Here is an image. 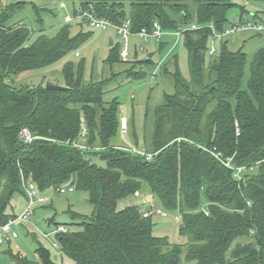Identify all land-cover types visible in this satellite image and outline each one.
Returning <instances> with one entry per match:
<instances>
[{
	"label": "trees",
	"instance_id": "16d2710c",
	"mask_svg": "<svg viewBox=\"0 0 264 264\" xmlns=\"http://www.w3.org/2000/svg\"><path fill=\"white\" fill-rule=\"evenodd\" d=\"M25 1L17 0L2 18ZM77 2L74 17L92 6L97 18L112 25L129 20L132 34L150 30L153 23L162 31L180 33L189 79L182 77L175 55L163 64V78L173 90L151 111L152 127L144 140H149L146 154L152 156L146 160L115 144L119 103L103 99L113 77L85 85L82 66L74 72L66 64L64 90L5 82L7 76L60 61L87 34L72 37L68 23L54 37L40 35L26 45L30 31L24 24L4 27L0 21V227L15 218L6 209L16 195L27 199L28 183L38 193L72 188L86 192L93 207L90 216L72 214L78 230L64 226L66 232L56 234V248L73 264H180L182 255L196 264H264V49L254 54L246 89H241L246 63L242 49L230 51L220 39L219 52L208 54L213 31L224 30L227 12L237 5L232 0ZM112 45L107 65L129 66L119 73L125 80L148 76L151 58L123 62L119 45ZM22 128L35 138L31 143L20 139ZM227 159L232 167L243 168L239 179L224 165ZM143 182L166 210L178 211L179 234L188 239L186 245L154 237L151 216L144 217L139 207L117 209L118 202L135 195ZM242 238L249 241L232 248ZM35 252L38 261L19 254L10 257L16 264H54L42 245Z\"/></svg>",
	"mask_w": 264,
	"mask_h": 264
},
{
	"label": "rangeland",
	"instance_id": "374dc122",
	"mask_svg": "<svg viewBox=\"0 0 264 264\" xmlns=\"http://www.w3.org/2000/svg\"><path fill=\"white\" fill-rule=\"evenodd\" d=\"M16 2L17 0H0V21H3L4 27L24 24L30 31L26 45L33 43L40 35L48 38L54 37L60 27L66 24L64 17L71 15L74 8L79 11L77 0H27L21 7L10 12L6 19L2 18L3 13ZM232 2L237 6L227 12V23L224 30L229 29L233 32L225 36L223 42H226L228 50L235 52L242 49L246 54L241 81V89H246L254 54L264 49V0H232ZM62 3L65 5L64 9L60 8ZM241 9L243 10L242 14ZM123 11L125 19H127L129 15L127 5L124 6ZM70 24H72L70 30L72 37H76L79 33L87 34L83 42L53 65L7 76L5 82L15 87H37L40 84L64 87L62 71L66 64L72 65L74 72H77L78 66H82L81 79L85 85L113 77L104 88L103 99L105 102L116 99L119 103V119L127 121V133L124 136L119 134L115 144L121 148L146 155V151L149 150V140L146 139L145 142L144 137H148L152 127L151 111L156 105L162 103L164 93L170 94L173 90L168 79L163 78L161 72L163 64L175 55L182 77L189 79L187 54L183 47L181 34L163 31L159 40L155 38L142 40L137 34L132 33L127 37L129 61L145 60L151 55L152 67L148 69V76L144 80L136 81L125 80L119 74L129 66L116 64L111 67L105 63L112 48L109 44L110 40L113 42V47L119 45L120 50L122 46V40L116 34L114 25L102 30L91 28L88 25L79 27L75 23ZM254 24H262L263 28L261 30H233L242 25L252 26ZM220 43V38L210 39L209 47L214 48L218 53ZM161 44H165V46L160 48ZM113 74L119 75L114 77ZM133 133L138 140L137 145L134 142ZM95 163L104 167V163L98 159H95ZM38 196L46 198V202L30 205L29 215L25 218H22L21 215L27 209L28 201L23 196H14L7 207L6 212L14 215L15 218L9 220L11 222L10 235H2L0 264H16L10 254H19L29 260L38 261L39 258L35 251L39 244L48 250L49 258L54 264H73L71 259L55 248L57 234L55 225L68 227L69 231L78 230L76 226H73L72 214L77 213L83 216L92 214L93 207L88 202V194L74 189L73 192L64 194L47 191L38 193ZM143 201L146 202L145 204H148L147 202L151 204L150 209L144 211H154L148 215L151 216L154 237L166 238L169 243L182 246L188 243V239L179 234L178 211L166 210L150 192L145 182L141 184L135 195L120 200L117 209L120 210L131 205L139 208L146 207ZM206 207L204 194H201V208L205 209ZM157 210L160 211L158 215L156 214ZM141 211L143 214V210ZM11 233H15L16 237L11 238ZM248 241V238L239 239L232 245V248L237 243L245 244ZM180 264L196 263H187L182 255Z\"/></svg>",
	"mask_w": 264,
	"mask_h": 264
},
{
	"label": "built area",
	"instance_id": "2783aa9c",
	"mask_svg": "<svg viewBox=\"0 0 264 264\" xmlns=\"http://www.w3.org/2000/svg\"><path fill=\"white\" fill-rule=\"evenodd\" d=\"M60 7L65 8V5L62 3V4H60ZM69 20H71V19L67 18V21H69ZM76 20L78 22L86 23L89 27L94 28V29L105 30V29H107V27H110L112 25L108 21L101 20V19L97 18L92 6L89 7L88 11H84L81 14H79L76 17ZM114 28H115L116 34L122 40V46H121V49L119 51L120 59L123 62H128L129 61V53H128L126 41H127V37L131 34L130 22H129V20H125L121 25H118V26L114 25ZM190 28L196 29V26L192 25ZM262 28H263L262 24H254L252 26L242 25L240 27L234 28L233 30H240V29L261 30ZM162 32L163 31L161 30L160 26L157 23H153L152 28L150 30L142 29L139 33H137V35L142 40H147L148 38H155V39L159 40L161 38ZM231 32H233V31H230L229 29H225L222 32L213 31V39H216V38L223 39L225 36H227ZM214 53H215V49L210 48L208 54L212 55ZM151 75L153 76V74H151ZM81 121H82V129H81L80 139L83 140V138L86 134V129L83 126V120H81ZM126 133H127V121L125 119H121L120 123H119V134L121 136H124ZM19 137L24 144H29L35 139L30 134L28 129H26V128H22L20 130ZM74 146L83 148V146L80 145L78 142H75ZM131 151L139 154L136 151H133V150H131ZM140 155H144V154H140ZM144 156H145L146 160H149V159H151L152 155L146 154ZM215 157L219 158V155H215ZM224 165L228 168L233 169L234 170L233 177L239 179L240 172L243 170V168L232 167L230 164V159H227L226 161H224ZM24 188H25V192H26V196H27L28 207L24 211V213L21 215L22 218H25L27 215H29L30 205H32L33 203L42 204V203L46 202V198L38 196V191H37L34 184L28 183L27 185L24 186ZM56 191L58 194H64L67 192H73V189L60 187ZM143 212H144L143 213L144 217H147L148 215H151L154 211L149 210L147 212L146 211H143ZM156 214L157 215L160 214V211L157 210ZM10 224H11V222L8 221L6 224H4L3 226L0 227V243L2 242V235H10ZM55 229H56L55 230L56 233L66 232V228L63 225H59ZM15 237H16V234L11 233V238H15ZM56 247H57V245L55 244V248Z\"/></svg>",
	"mask_w": 264,
	"mask_h": 264
},
{
	"label": "crops",
	"instance_id": "0c3cea01",
	"mask_svg": "<svg viewBox=\"0 0 264 264\" xmlns=\"http://www.w3.org/2000/svg\"><path fill=\"white\" fill-rule=\"evenodd\" d=\"M61 8V7H60ZM64 9V8H63ZM67 18H70L71 20H69V21H67ZM64 22L66 23V24H68V23H78V21L76 20V17H74L73 15H72V13H71V15H66L65 17H64ZM111 41V40H110ZM112 42V41H111ZM112 44H113V42H112ZM111 44V45H112ZM146 201V200H145ZM145 201H143L144 203L143 204H145L146 202ZM148 204H149V202H147ZM145 204L146 205V207H143V208H139L140 210H148V209H150V207H151V204ZM131 206H135V205H131Z\"/></svg>",
	"mask_w": 264,
	"mask_h": 264
},
{
	"label": "water",
	"instance_id": "95a60500",
	"mask_svg": "<svg viewBox=\"0 0 264 264\" xmlns=\"http://www.w3.org/2000/svg\"><path fill=\"white\" fill-rule=\"evenodd\" d=\"M109 44L111 45L112 42L110 41ZM151 57V55L149 56V58ZM45 88L48 90H64L65 87H61V86H55V85H51V84H46Z\"/></svg>",
	"mask_w": 264,
	"mask_h": 264
}]
</instances>
